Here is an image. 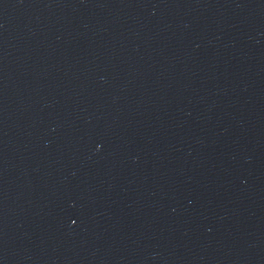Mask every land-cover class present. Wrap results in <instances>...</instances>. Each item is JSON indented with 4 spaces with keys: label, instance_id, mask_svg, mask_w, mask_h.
Instances as JSON below:
<instances>
[{
    "label": "water",
    "instance_id": "95a60500",
    "mask_svg": "<svg viewBox=\"0 0 264 264\" xmlns=\"http://www.w3.org/2000/svg\"><path fill=\"white\" fill-rule=\"evenodd\" d=\"M0 264H264V0H0Z\"/></svg>",
    "mask_w": 264,
    "mask_h": 264
}]
</instances>
